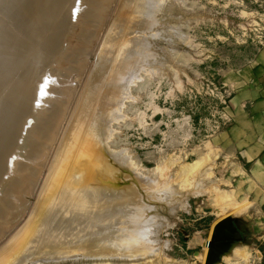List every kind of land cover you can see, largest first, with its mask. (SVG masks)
Listing matches in <instances>:
<instances>
[{
  "label": "rangeland",
  "instance_id": "obj_1",
  "mask_svg": "<svg viewBox=\"0 0 264 264\" xmlns=\"http://www.w3.org/2000/svg\"><path fill=\"white\" fill-rule=\"evenodd\" d=\"M29 1L31 5H29ZM142 1H0V8L2 9L0 10V31L3 30L2 36L6 33L4 37L8 36L10 39H17V41L20 38V41L24 42L23 45L26 44L27 47H31L35 51L40 50V53L46 55V57L44 56V61H47L46 64L44 61L42 62L44 65L40 63V70L36 68L39 63L35 67V76L33 77H36V80L34 84L40 89L37 94L40 98L48 97L49 94L51 99H56L59 96L58 110L53 111L56 116L51 115L53 122L49 120L52 123L50 122L47 128L48 132L43 135L42 139L43 147L46 148V156L43 155L39 160L42 164L43 174L46 171V165L55 154L53 150L55 151V148H58L57 146L64 143L68 130L77 125L80 120L85 121L86 127L95 132L99 126L103 125L106 132L99 136L97 140L93 137L92 144L96 149L101 150L100 152L108 161V166L113 168L112 166L118 165L115 163V156L119 154L124 157L122 158L124 160L126 156L131 158V165L133 164L130 166L131 169L127 166H123L121 169L118 165L122 175L119 174L120 171L118 173L111 171L112 175L107 172V176L115 186L113 189H122L125 192V190H128L126 185H129L135 191H138L134 188L135 185L132 184L137 182V184L142 185L141 188L144 191L147 188L145 193L143 191L140 194V196H143L140 198H146V196L160 198L166 195L169 196L168 200L170 199V201H167L166 198H163L162 201V198H160L156 202L157 210L155 209L154 212L158 214H154V216L158 215L160 219H157L156 216L154 218V220L156 219L155 222L159 223L156 237L154 236L157 240H154V242L153 237L152 242L148 241L147 238L143 239V249H140V252L138 249V252L133 249L136 252L128 250L123 254L121 252L120 254L111 255L112 257L106 259L107 264H192L195 260L194 256L201 264L234 263L235 260L231 259L229 254L237 256L242 261H247L250 257L249 250L256 247L264 252V244L260 241H248L243 237L237 240L222 239L219 241L221 250L217 251L218 248L212 245L206 250L203 260L200 257L203 251L202 244L190 245L194 243L193 238L206 237L207 229H202L203 227H212L210 234V238H212L216 224L234 216L243 215L250 209H254L261 200L262 193L249 189L250 177L246 174L243 164L236 159L233 145L224 133L229 123L233 121V117L239 114L238 107L245 96L240 92L241 89L245 88L244 85L247 82L250 83L253 78L250 70L251 63L262 57L260 55L264 53V0ZM160 1L164 3L162 4ZM165 1H169L171 4L165 3ZM160 4L162 5L161 8L159 7ZM54 5L59 6L58 9L61 8V12ZM23 8L33 10H28V12L26 9L23 11ZM159 8L160 10H158ZM51 9H56L58 14L65 18L64 24L60 18L51 16ZM12 10L14 12H10ZM63 10H70V13L65 16V14H62ZM37 13L38 15L34 16ZM71 13H73L72 16ZM148 13L153 18L151 25L147 22L151 19L150 16H147ZM36 19L39 20V25H37ZM8 20L14 23H10ZM48 20H50V24L47 23ZM156 20H159V22L157 21V23ZM58 21L63 25H60ZM2 22L8 24L5 25L7 28L4 27ZM155 22L156 24H154ZM171 25L175 28L174 32H172ZM56 26L57 30L55 31ZM52 28L54 31L51 32ZM58 28H61V32ZM37 32H39V35H37ZM53 35L56 37H53ZM50 38L51 40H48ZM57 38H61V40H57ZM20 41L18 45L16 44L9 50H15L14 52H16V49L23 47ZM27 42L30 44H27ZM54 42L55 44H53ZM0 46L3 47L5 44L3 43ZM50 47L52 50L48 49ZM12 51L5 52L8 56L5 53L0 54V62L6 57L12 56L14 53L10 55ZM49 52H51L50 55ZM152 56L153 58H151ZM143 57L146 59L144 60ZM154 57L158 59L155 60ZM152 59L154 60L152 61ZM25 66L22 64V66L14 67V70L18 68L17 71H24ZM15 72H11L12 76L11 73H7L5 79L8 76H10V79L18 78L20 75ZM115 73L116 75H114ZM43 76L47 77L44 78ZM132 76L133 81L130 80ZM12 79L8 81L10 85L4 83L0 87H3V90L6 88L12 89L11 85H14L16 88V83L13 84L14 80ZM0 80H2V77H0ZM14 86L13 89H15ZM16 90L18 91V89ZM112 95L116 98L114 99L116 101L108 99ZM248 95L252 96L253 93H248ZM35 103L38 104V101L36 100ZM231 106L232 112L230 110ZM234 106L236 113L233 112ZM111 112L113 119L110 117ZM94 114L96 115L95 121L93 120ZM26 124V129H28L32 124V118H29ZM68 124L69 126L66 128ZM65 131L67 132L66 135ZM106 149L113 151L114 155H104ZM43 174L41 178H43ZM128 177L131 179H128ZM156 185L158 186L156 187ZM149 186L152 192L150 195H148V192L151 193L148 191ZM166 186L170 190H167ZM30 191L31 189H27L23 194L26 201L28 200L27 202L24 201V204L12 208L14 212L18 210L17 214L20 213V218L16 214L17 216L13 217L14 222L19 220L15 223L12 222V226L6 227V230H3L5 233L3 231L0 233L1 247L29 218L35 201L34 198H36L34 190L31 191L32 193ZM127 197L128 195L123 193V197L121 196L118 199L119 203L127 204L137 198L130 195L128 199ZM106 200L110 202L111 197ZM165 201L168 202V205L165 204ZM19 210L22 211L19 212ZM198 214H205L204 223L206 224L199 225L192 221ZM211 218L214 219L210 226ZM21 223L22 225L19 226ZM70 224L68 223L69 227L72 226V223ZM76 224L78 225V223ZM75 225L73 226L74 231L82 228L81 225H78V228ZM85 237L80 234L79 238L81 240L78 239L77 244L82 242ZM190 239H193V242ZM69 240L63 241V245L67 246L66 249L62 247L61 243L62 246L56 245L59 251H56V246L51 247V250H49V246L47 248V246L41 245V248L37 249L36 241L35 243L32 241L26 245L23 253H27L23 254L21 262L24 258L26 262L22 264H96L98 262L90 256H83L82 249H78L79 253L76 247V249L71 248V241L69 246L65 244L69 243ZM42 247L45 249H42ZM149 248L152 253L154 250L156 253H150ZM103 249H95L92 253L95 254L96 251H102ZM145 249L149 251L147 252ZM212 249H216L215 254L210 256L208 253ZM193 250L199 252L193 255ZM52 251H54V254ZM37 252L42 253H38V255ZM141 252L148 254H140ZM124 253L126 254L124 255ZM136 253L144 255L143 258L141 259V256L137 257ZM50 254H52V257ZM146 255L150 256L147 257ZM125 256L130 259H126ZM132 256L135 260L132 259ZM32 257L40 258L38 259L40 263Z\"/></svg>",
  "mask_w": 264,
  "mask_h": 264
},
{
  "label": "bare ground",
  "instance_id": "obj_2",
  "mask_svg": "<svg viewBox=\"0 0 264 264\" xmlns=\"http://www.w3.org/2000/svg\"><path fill=\"white\" fill-rule=\"evenodd\" d=\"M14 1H16V0H14ZM59 1H62V0H57V2H59ZM142 2H145V1L143 0ZM2 3H4V2H2ZM20 3H19V5H20ZM28 3H30V1ZM161 3L163 4L164 2H161ZM165 3H169V1L168 2L165 1ZM8 4H10V3H8ZM70 4H72V3H70ZM169 4H171V2ZM29 5H31V3ZM61 5H60V7H61ZM17 6H18V3H17ZM69 6H67V7H69ZM161 6L162 5L160 4L159 7L161 8ZM55 7H53V8H55ZM58 7H56V8L58 9ZM138 7H139V5H138ZM164 7H166V5H164ZM4 8L6 9V7H4ZM157 8H155V9H157ZM160 8L158 10H160ZM25 9L23 8V11ZM0 10H2V9L0 8ZM9 10H11V9H9ZM26 10L28 11V10H33V9L27 8ZM51 10H50L51 13L49 12L51 14V16L54 18H56V17L60 18L62 20V23L64 24L65 18H63V16H60L56 9H53L52 11ZM58 10H60V12H61V8ZM64 10H65V8H64ZM64 10H63L62 14H65V16L67 13H70V10H66V11H64ZM10 12H14V10H12ZM154 12H155V10H154ZM23 13H26V12H23ZM38 13L34 14V16L38 15ZM41 13H43V11H41ZM3 14H4V12H3ZM47 14H48V12H47ZM152 14L154 16V13H152ZM70 15L72 16L73 13H71ZM155 15H156V13H155ZM12 16H10V17H12ZM24 16H26V15H24ZM24 16H22V17H24ZM31 16H33V15H31ZM135 16H137V15H135ZM147 16H150L149 13L147 14ZM37 17L40 18L39 16H37ZM150 17H151V19H150L151 21L147 20V22H149V25H151V23H153L152 22L153 18H152V16H150ZM164 17H165V15H164ZM14 18L16 19V17H14ZM28 18H31V17H28ZM12 21H15V20H12ZM35 21H37V19ZM38 21H37V23H38ZM60 21H58V22L60 23ZM154 21H155V19H154ZM157 21L159 22V20H156V22ZM44 22H46V21H44ZM49 22H50V20H48L47 23L50 24ZM156 22L154 24H156ZM10 23H14V22H10ZM62 23H60V25ZM29 24H31V23H29ZM44 24H46V23H44ZM3 25H4V27L7 28V26H5V25H8V24L3 23ZM37 25H39V23ZM57 25H59V24L57 23ZM34 26L36 27V24ZM169 26H170V24H169ZM171 27H172V25H171ZM16 28H18V27H16ZM53 28L51 30L50 29L49 30L52 32ZM61 28H62V26H61ZM60 29L58 28V30L61 32ZM174 29L175 28L172 29V32H174ZM56 30H57V26H56L55 31ZM2 32H3V30H2ZM2 32L0 31V45H2L4 43L5 46H3V47L0 46V54H4L7 51H12L9 49L11 47L15 46L16 44L18 45V42L20 41V38H18L19 41H17V39H10L8 36H6L7 38L4 37V35L6 33L3 34V36H2V34H1ZM22 32H24V31H22ZM42 32H44V31H42ZM38 33L39 32H37V35H39ZM57 33H58V31H57ZM45 34L47 35V33H45ZM60 35H62V34L60 33ZM70 35H71V33H70ZM56 36H57V34H56ZM56 36L53 35V37H56ZM47 37H48V35H47ZM57 37H59V35ZM48 40H51V38ZM57 40H61V38L60 39L57 38ZM105 41H107V40H105ZM41 43H42V41H41ZM23 44H24V42L22 43V45L19 44L23 47L19 46L20 48H18V50L16 49V52H14L15 50H13L10 53V55H12V53L14 52L12 56L9 55L10 57H8V58L5 56L6 59L1 60V62H0V64H1L0 65V77H2V80H0V86H2L4 83H6V84L8 83V85H10V82H8V81H11L12 78L10 79L9 78L10 76H8L5 79V77L7 76V73H11L12 71H14V72L16 71L15 73L20 75L18 78L14 77L15 79H12V80H14L13 84L16 83V88L13 85L15 89H13L12 85H11L12 89L6 88L5 90H3V87L2 88L0 87V89H1L0 90V233L3 230H6L5 228L10 226L11 223L14 222L15 219L13 217L17 214L18 210L16 212H14L13 211L14 209H12V208L14 206L16 207V205H20L22 203L24 204V201H26V199L24 198L23 194L26 192L27 189H29V190L31 189V191L34 190V194L36 195L35 196L36 198H34L35 201H34V204L32 206L30 215L28 216L29 218H27V220L25 221V223L23 225H22V223L19 225V226H21V225L22 226L19 227L18 230H16V232L11 236V238L9 239V241H7V243H4L5 245H3L2 247L0 246L1 247L0 248V264H22V263H25L26 262V261H24L25 258L23 259V262H21L22 258H23V254L27 253V252L23 253V251H24L26 245H28L32 241L34 243L36 241V244L39 246V247L37 246V249L38 248L40 249L41 245H44V246H47V248L49 246L50 247L49 250H51V247H54L56 245L59 246L61 244L63 245V241L66 242V241H68V239H70L69 243H65V244H68V246H69V244H71L70 243V241H71L72 242V245H70L71 248L76 247L77 249L76 248L75 249L77 251H78V249H82V251H83L82 255L83 256H90L92 259L98 260V262L96 264H107L108 263V261L106 260L107 257L109 259V257L111 255L113 256V255H116L118 253L120 254L121 252L123 254V252H125V251L127 252L128 250H132V252H133L134 251L133 249H136V250L138 249L140 252V249H143V246H142V244H144L143 239L147 238L148 241L152 242L151 239L154 238V236L157 232V228H158L159 223L155 222L156 219L154 220L155 216L157 217V219H159L158 215L154 216V214H158V213L154 212L155 209L157 208L156 202L160 198H162L161 199L162 201H163V198H166L167 201H170V199L168 200L169 196L167 197L165 195V197L163 196L160 198H158V197L155 198V197H151V196L147 197L146 196L147 199L146 198H140L142 196V195L140 196V194L144 191V189L141 188L142 185L139 182H138L139 184H137V182L132 183L135 185L134 188L138 189V191H135L133 189V187L131 188L129 185H126V188L128 190H125V188H124L125 192L122 189H119V190L113 189L115 186H113V181H111V179L107 176L108 175L107 172L110 173L112 171V172L118 173V171H120V168L123 166L124 167L127 166L128 168H130V166L133 165V164L131 165V161H130L131 158L126 156L127 159L125 158V160H124V159H122L124 157L121 156L120 154L116 155L115 156V163L118 164L120 166V168L118 165H117L118 167L112 166L113 168H110V166H108V161H107L106 157L103 156V154L100 152L101 150L98 148L96 149L95 146H93V144H92L93 143V141H92L93 137H95V140H97L99 138V136H102V134L106 132L105 131L106 128H103V125L99 126L98 129L96 130V132H97V134H96L95 131L88 129L86 127L87 124H85V121H81V120L79 121V123L77 125L73 126L72 128L70 127L71 128L70 130L67 129L69 131L68 134L66 132L67 130L65 131V135L67 134V137L65 136L66 139H65L64 143L57 146L58 148H55V151L53 150V152L55 154L52 157V159L49 161L48 165L45 164L46 165V171L44 170L45 173L43 174L42 164L39 160L43 155L46 156L45 155L46 148L43 147V144H42L43 140L42 139H43V135L48 132L47 128L50 125V122L52 121L51 115H53V117H54L55 112L58 110L57 109V104H58L57 102L59 101L58 100L59 96H57L56 99H54V98L51 99V97L49 98L50 94L48 95V97L44 96L42 98H40V96L37 94V92L40 91V89L35 86L34 81L36 80V77H33V76H35L36 68L38 70H40V63H42L44 61V56L46 57V55L45 54L43 55L42 53H40L41 52L40 50L35 51V49H33L31 47H27L26 44L25 45H23ZM27 44H30V43L27 42ZM53 44H55V42ZM50 45L52 46V43ZM38 47H40V46H38ZM13 49H15V48H13ZM48 49L52 50L51 47ZM73 49H75V48H73ZM42 50H44V49L42 48ZM46 52H47V50H46ZM50 53L51 52H49V55H50ZM52 53H53V51H52ZM5 54H7V53H5ZM7 56H8V54H7ZM144 57H143V59L145 60L147 58V56H146V58H144ZM151 58H153V56ZM51 59H52V57H51ZM156 59H158V58H155V60ZM153 60L154 59H152V61ZM46 62L44 61L45 64H46ZM37 63H39V65ZM55 63H56V60H55ZM22 64L26 65L25 66L26 69H24V71L23 70L17 71L18 68H16L14 70V67L22 66ZM36 65H38V66L36 67ZM62 65H64V64H62ZM104 65H105V63H104ZM41 67H42V65H41ZM153 67H154V65H153ZM43 68H45V67H43ZM145 68H147V67H145ZM104 69H105V67H104ZM116 73L114 75H116ZM11 76H12V73H11ZM45 77H47V76H45ZM57 79H60V78H57ZM112 79H113V77H112ZM124 79H125V77H124ZM132 79H134L133 76L130 80L133 81ZM63 82H60V83H63ZM58 83H59V81H58ZM58 83H56V84L58 85ZM125 88H127V87H125ZM16 89H18V91ZM96 90H98V89H96ZM41 91H42V89H41ZM93 92H94V90H93ZM49 93H51V92H49ZM61 97H60V99H61ZM108 99L111 101H116V100H114L116 98L113 95L111 97H109ZM36 100L38 101V104L35 103ZM61 100H63V99H61ZM86 103H87V101H86ZM44 104H46V106H44ZM104 104H105V102H104ZM115 106H116V104H115ZM55 109H57V110L55 111ZM53 111H55V112H53ZM93 111H94V109H93ZM52 112H53V114H52ZM112 112L110 113L111 119H113L111 116ZM96 114H98V113H96ZM95 116L96 115L94 114V119H93L94 121H95ZM29 118H32V124L30 125V127L28 126L29 127L28 129H26L27 128L26 123H27V120ZM98 119H100V118H98ZM49 120H51V121H49ZM69 124L67 125L66 128H68ZM96 124H97V122H96ZM92 127H94V126H92ZM62 138H61V140H62ZM59 142H60V140H59ZM97 144H98V142H97ZM109 150L106 149L104 155L107 156V155L113 154V151H109ZM113 155H111V156H113ZM10 157H12V158L10 159ZM113 160H114V158H113ZM136 167H138V166H136ZM121 173H122V171H120L119 174H121ZM42 174H43V178H41ZM128 179H131V178L128 177ZM157 186L158 185H156V187ZM201 186H202V184H201ZM146 187H148V186H146ZM146 189L147 188H145V191H146ZM150 189H151V187L149 186L148 191L151 192ZM166 189L170 190L169 187H167V186H166ZM31 191H30V193H32ZM145 191H144V193H145ZM160 192H162V191H160ZM123 193H126V195H128L127 199L129 198V195L131 197H135V198L137 197V198L133 202H128L127 204H121V203H119L118 199L121 196L123 197ZM127 193H129V194H127ZM156 193H158V192H156ZM156 193H155V196H156ZM150 194H152V192L151 193L148 192V195H150ZM166 194H168V193H166ZM109 197H111L110 202L106 200ZM124 199L126 200V198H124ZM143 199H146V200H143ZM121 200H123V199H121ZM152 201H154V203H152ZM167 203L165 201V204H167ZM169 204H170V202H169ZM160 208H162V207H160ZM169 210H170V208H169ZM21 211L19 210V212H21ZM156 212H159V211H156ZM17 215L19 217L20 213ZM18 217H17V219H18ZM25 217H26V215H25ZM11 218H13V219L10 220ZM17 221H15V222H17ZM64 222L66 223V225ZM61 223H63L64 225L62 224V226L59 227V225H61ZM68 223L69 224L72 223V226L69 227ZM74 223L75 224L78 223V225H81L80 227H82V228H80V230H78V231H74L75 230L73 227L75 225ZM78 225L76 224L75 227L78 228ZM10 228H7V229H10ZM3 232L5 233V231H3ZM80 234H82V237L83 236H86V237L83 238L84 240L82 242L77 244V241L81 240L79 238ZM154 240H157V238L156 239L154 238L153 241ZM211 241H212V238H211ZM150 244H153V243H150ZM212 245L216 246V244L213 241H212V244H210V245H209V243L207 244V241H206V247L208 249ZM57 246L55 247V248H57V250L56 249L55 250L59 251ZM61 246H60V248H61ZM43 247H42V249H45ZM62 247H64L66 249L67 246L63 245ZM30 248H32V247H30ZM151 248H153V247H151ZM154 248H156V247H154ZM95 249H103V250L102 251L98 250L94 254V252L92 253V251H94ZM138 250H137V252H138ZM145 250L148 252L151 249L149 248V250H147V249H145ZM40 251H44V250H40ZM52 252L54 254V251H52ZM65 252H67V251L65 250ZM78 252L80 253V251H78ZM134 252H136V251H134ZM154 252H155V250H154ZM38 253H42V252H37L36 254H38ZM70 253H72V252H70ZM143 253L148 254L146 252H143ZM143 253L141 252L140 254H143ZM150 253H152V250ZM125 254L126 253H124V255ZM140 254L136 253L137 257L141 256L140 258L142 259L144 255L142 256ZM34 255H35V253H34ZM46 255H47V253H46ZM50 255L52 257V254H50ZM150 255H148V256H150ZM30 256H31V254H30ZM128 256L131 257L129 254H128ZM133 256H135V255H133ZM133 256H132V259H133ZM146 256H145V258H146ZM115 257H117V256H115ZM120 257H121V255H120ZM34 258L32 257V259H34ZM48 258H50V257H48ZM125 258H126V256H125ZM128 258H126V259H128ZM38 259H40V258H38ZM38 259H36L37 261L36 260L35 261L40 263V261ZM133 260H135V259H133Z\"/></svg>",
  "mask_w": 264,
  "mask_h": 264
},
{
  "label": "crops",
  "instance_id": "obj_3",
  "mask_svg": "<svg viewBox=\"0 0 264 264\" xmlns=\"http://www.w3.org/2000/svg\"><path fill=\"white\" fill-rule=\"evenodd\" d=\"M260 56L262 57L251 63L250 70L253 78L250 83L247 82L244 85L245 88L241 89L240 92L245 96L238 107L239 114L233 117V121L229 123L224 134L233 145L236 159L243 164L246 174L250 177L249 189L262 193L261 200L254 209H250L243 215L232 217L229 221L230 224L226 222L225 226L219 230L218 238L237 240L243 237L248 241H260L264 244V53ZM251 92L253 95L249 96L248 93ZM230 110L232 112V106ZM233 112H237L235 106ZM204 216L205 214H198L192 221L204 225L206 224ZM213 219H210V226ZM202 229H207L206 237L193 238L194 243L190 246L202 244L203 251L200 257L203 260L208 249L206 241L209 245L212 244L210 238L212 227H203ZM193 239H190L191 242ZM249 251L250 257L247 261H242L237 256L229 254L230 258L235 261L234 263H225L264 264V252L261 249L252 247ZM197 252L199 251L193 250L192 253L195 255ZM194 258L192 264H201L195 256Z\"/></svg>",
  "mask_w": 264,
  "mask_h": 264
},
{
  "label": "water",
  "instance_id": "obj_4",
  "mask_svg": "<svg viewBox=\"0 0 264 264\" xmlns=\"http://www.w3.org/2000/svg\"><path fill=\"white\" fill-rule=\"evenodd\" d=\"M230 220H231V219H228V220L222 221L221 223L216 224V227L214 228L213 235H212V241L216 244V248H218L217 251H218L219 249L221 250V248H219V243H220L219 241L222 240V239L218 238L219 230H220L223 226H225V223H226V222H228V224H230V222H229ZM207 244H208V241H207ZM215 250H216V249H212V250H210L208 254H209L210 256L214 255V254H215ZM218 253H219V252H218Z\"/></svg>",
  "mask_w": 264,
  "mask_h": 264
}]
</instances>
